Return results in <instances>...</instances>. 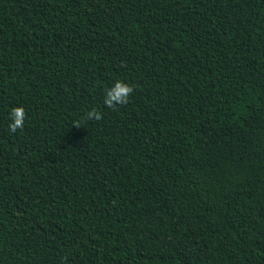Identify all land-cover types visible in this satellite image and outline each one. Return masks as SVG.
<instances>
[{
	"label": "trees",
	"instance_id": "trees-1",
	"mask_svg": "<svg viewBox=\"0 0 264 264\" xmlns=\"http://www.w3.org/2000/svg\"><path fill=\"white\" fill-rule=\"evenodd\" d=\"M0 264H264V0H0Z\"/></svg>",
	"mask_w": 264,
	"mask_h": 264
},
{
	"label": "clouds",
	"instance_id": "clouds-1",
	"mask_svg": "<svg viewBox=\"0 0 264 264\" xmlns=\"http://www.w3.org/2000/svg\"><path fill=\"white\" fill-rule=\"evenodd\" d=\"M132 88L121 81H116L113 86L107 89L104 98V104L109 107H115L118 104L126 103ZM88 118L99 120L101 118L100 113L96 110L88 112ZM25 122V112L22 107L13 108L10 113V122L8 123V129L10 132L15 133L18 129H22Z\"/></svg>",
	"mask_w": 264,
	"mask_h": 264
}]
</instances>
